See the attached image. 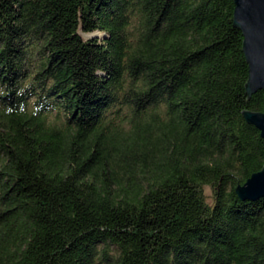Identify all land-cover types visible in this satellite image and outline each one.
Returning a JSON list of instances; mask_svg holds the SVG:
<instances>
[{"label": "trees", "instance_id": "16d2710c", "mask_svg": "<svg viewBox=\"0 0 264 264\" xmlns=\"http://www.w3.org/2000/svg\"><path fill=\"white\" fill-rule=\"evenodd\" d=\"M234 6L0 0V264H264Z\"/></svg>", "mask_w": 264, "mask_h": 264}, {"label": "water", "instance_id": "95a60500", "mask_svg": "<svg viewBox=\"0 0 264 264\" xmlns=\"http://www.w3.org/2000/svg\"><path fill=\"white\" fill-rule=\"evenodd\" d=\"M234 4L233 24L242 32V49L248 63L245 81L248 99L256 91H264V0H234ZM241 113L264 138V112L242 110ZM235 190L241 199L255 200L264 196V165Z\"/></svg>", "mask_w": 264, "mask_h": 264}, {"label": "rangeland", "instance_id": "374dc122", "mask_svg": "<svg viewBox=\"0 0 264 264\" xmlns=\"http://www.w3.org/2000/svg\"><path fill=\"white\" fill-rule=\"evenodd\" d=\"M87 35H89V34L82 33V36L84 38H88ZM48 120L50 122H57L59 125L61 124V116H60V114H57L55 110L48 112Z\"/></svg>", "mask_w": 264, "mask_h": 264}]
</instances>
